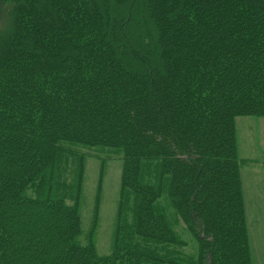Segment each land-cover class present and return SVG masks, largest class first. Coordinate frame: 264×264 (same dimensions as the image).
I'll return each instance as SVG.
<instances>
[{
	"label": "trees",
	"instance_id": "obj_1",
	"mask_svg": "<svg viewBox=\"0 0 264 264\" xmlns=\"http://www.w3.org/2000/svg\"><path fill=\"white\" fill-rule=\"evenodd\" d=\"M4 1L0 264H252L236 120L264 119V0ZM89 158L122 164L103 256Z\"/></svg>",
	"mask_w": 264,
	"mask_h": 264
},
{
	"label": "rangeland",
	"instance_id": "obj_2",
	"mask_svg": "<svg viewBox=\"0 0 264 264\" xmlns=\"http://www.w3.org/2000/svg\"><path fill=\"white\" fill-rule=\"evenodd\" d=\"M11 26V6L4 0H0V37L10 32ZM236 139L238 157L254 161L252 166L242 171L245 214L251 262L264 264V119L236 120ZM95 151L98 152L100 159L106 158L99 150ZM85 164L81 200L82 242L88 231L92 229L97 254L103 256L111 249L122 164L119 160H106L102 163L90 158L85 161ZM101 172H103L101 200L96 205V188ZM181 234L185 240H190L182 230ZM185 252L191 253V250L188 249Z\"/></svg>",
	"mask_w": 264,
	"mask_h": 264
},
{
	"label": "bare ground",
	"instance_id": "obj_3",
	"mask_svg": "<svg viewBox=\"0 0 264 264\" xmlns=\"http://www.w3.org/2000/svg\"><path fill=\"white\" fill-rule=\"evenodd\" d=\"M239 159H241V158H239ZM241 160H247V159H241ZM249 161L251 163L249 165L245 166V168H248L249 166H252L254 164V161H252V160H249Z\"/></svg>",
	"mask_w": 264,
	"mask_h": 264
}]
</instances>
